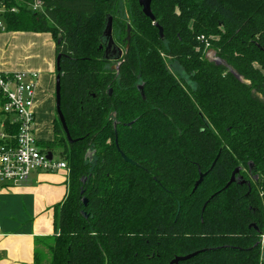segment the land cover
<instances>
[{
    "label": "trees",
    "instance_id": "obj_1",
    "mask_svg": "<svg viewBox=\"0 0 264 264\" xmlns=\"http://www.w3.org/2000/svg\"><path fill=\"white\" fill-rule=\"evenodd\" d=\"M139 1L0 0V33L52 36L74 141L56 112L38 145L59 151L69 191L34 264H264V0H153L155 23ZM110 17L117 46L132 29L120 61L105 58ZM5 103L0 147L18 131ZM238 168L246 183L225 189Z\"/></svg>",
    "mask_w": 264,
    "mask_h": 264
},
{
    "label": "crops",
    "instance_id": "obj_2",
    "mask_svg": "<svg viewBox=\"0 0 264 264\" xmlns=\"http://www.w3.org/2000/svg\"><path fill=\"white\" fill-rule=\"evenodd\" d=\"M0 35V73L39 74L35 135L40 144L50 142L56 117V44L50 34ZM47 118L50 137L43 125ZM68 191L67 171L36 172L27 182L0 190V264H34L36 240L56 234L55 209Z\"/></svg>",
    "mask_w": 264,
    "mask_h": 264
},
{
    "label": "built area",
    "instance_id": "obj_3",
    "mask_svg": "<svg viewBox=\"0 0 264 264\" xmlns=\"http://www.w3.org/2000/svg\"><path fill=\"white\" fill-rule=\"evenodd\" d=\"M37 9L40 7L35 5L34 10ZM1 30H4V26L0 20ZM200 40L204 41V38ZM38 78L37 73H0V91L6 99L3 110L11 116L12 124L18 127L15 145L0 147V190L23 184L36 172L69 173L65 162L55 160L54 153L43 151L38 145L35 135ZM5 138L0 130V139ZM49 153H52V159H49Z\"/></svg>",
    "mask_w": 264,
    "mask_h": 264
},
{
    "label": "water",
    "instance_id": "obj_4",
    "mask_svg": "<svg viewBox=\"0 0 264 264\" xmlns=\"http://www.w3.org/2000/svg\"><path fill=\"white\" fill-rule=\"evenodd\" d=\"M152 2H153V0H140L139 1V5L142 8V11H143L144 15L147 18H149L152 22L155 23L156 19H155L153 13H152V8H151L152 7ZM155 26L159 29L160 36H161V38H163V36H164L163 29L157 23L155 24ZM131 33H132V29H131L130 26H128L127 38L125 40L126 43H127L126 50H128V48H129V43L131 41ZM104 37H105V39L107 41V45H106V48H105V58H106V60H109V61H120L123 58L124 51L122 49L118 48L116 46L115 41H114V38H113V20H112L111 17L108 19L107 27H106L105 32H104ZM59 63H60V56L57 58V71L58 72H60ZM235 76L239 80H242V78H240L239 76H237V75H235ZM138 90L141 92V95L144 98L143 86L138 87ZM55 99H56L57 116H58V118H59V120L61 122V125L63 127V130H64V132H65V134L67 136L68 142L70 144H72V143H74V141L70 137L68 128L66 126L65 119H64L62 111H61V78H60L59 75L56 78ZM88 156L90 158L92 157L91 154L88 155ZM121 156H122V159L126 163H128L130 165H133V166H136V163H134L131 159L126 157L123 153H121ZM48 157H49V159H52V153H49ZM214 165H215V163L213 164V166ZM240 172H241L240 168L236 169L233 172L231 180L229 181V183L227 184L225 189H228L232 184L237 183V182L240 183V184L246 183L245 181H243V177H239ZM207 174L208 173L199 172V179L196 182L193 191H196L198 189V187L202 184V182L204 181V179L207 176ZM249 176L256 184L261 182L260 175L256 172L255 166L252 163L249 164ZM83 203L86 206L87 205V200H84ZM252 227H254L257 230V232H259V230L256 228L255 225H252ZM261 245L264 246V240L261 242ZM199 253H201V252H197V253H194L192 255L185 256V257H176L170 264H179L180 262L190 260L191 258L197 256Z\"/></svg>",
    "mask_w": 264,
    "mask_h": 264
},
{
    "label": "rangeland",
    "instance_id": "obj_5",
    "mask_svg": "<svg viewBox=\"0 0 264 264\" xmlns=\"http://www.w3.org/2000/svg\"><path fill=\"white\" fill-rule=\"evenodd\" d=\"M1 12H3V10L2 9H0V13ZM127 33H128V30H127V32L126 33H124V41L126 40V38H127ZM131 35H132V33H131ZM1 36V35H0ZM1 40V39H0ZM212 40H218V37H214V38H212ZM2 42V41H1ZM127 43L125 42V45H126ZM2 45H3V43H2ZM125 45L123 46H118V47H120V48H122L124 51H125ZM210 44H209V48H207V50H206V53H205V57H206V59L209 61V62H214V63H216V64H223V62H221L217 57H216V55H215V52L210 48ZM169 66H170V68L174 71V73H179L182 77H185V75L183 74V72L180 70V68L175 64V63H173V64H169ZM229 70H231V69H229ZM49 118H47L45 121H44V124L43 125H45V127H46V130L50 127L49 126ZM39 123H41V121H39ZM42 124V123H41ZM36 126V125H35ZM47 136L48 137H50V135H51V132L49 131L48 132V130H47ZM54 157H55V160H59L60 159V157H59V151H55L54 152ZM264 240V235H263V237H262V241ZM39 249V252H40V255L42 256V260L45 262L46 260H48L49 259V257H48V254H47V250L45 249V248H43V247H39L38 248Z\"/></svg>",
    "mask_w": 264,
    "mask_h": 264
},
{
    "label": "flooded vegetation",
    "instance_id": "obj_6",
    "mask_svg": "<svg viewBox=\"0 0 264 264\" xmlns=\"http://www.w3.org/2000/svg\"><path fill=\"white\" fill-rule=\"evenodd\" d=\"M117 46V45H116ZM118 47V46H117ZM118 48H120V47H118ZM120 49H122V48H120ZM123 50V49H122ZM124 51V50H123ZM125 52V51H124Z\"/></svg>",
    "mask_w": 264,
    "mask_h": 264
}]
</instances>
